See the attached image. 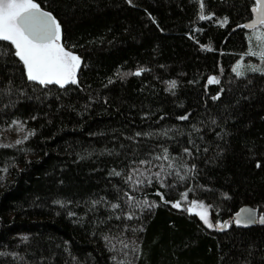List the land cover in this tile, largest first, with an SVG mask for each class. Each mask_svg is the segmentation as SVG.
Returning <instances> with one entry per match:
<instances>
[{
  "label": "trees",
  "instance_id": "1",
  "mask_svg": "<svg viewBox=\"0 0 264 264\" xmlns=\"http://www.w3.org/2000/svg\"><path fill=\"white\" fill-rule=\"evenodd\" d=\"M36 2L82 64L41 85L0 41V133L28 132L0 146V264H264L234 222L264 217V73L232 72L254 0Z\"/></svg>",
  "mask_w": 264,
  "mask_h": 264
},
{
  "label": "snow or ice",
  "instance_id": "2",
  "mask_svg": "<svg viewBox=\"0 0 264 264\" xmlns=\"http://www.w3.org/2000/svg\"><path fill=\"white\" fill-rule=\"evenodd\" d=\"M254 4L255 7L252 8L254 19L241 26L245 29L255 30L258 25H264V0H254ZM201 9H203V3H201ZM210 18L205 15L200 16V19ZM226 23V19L221 21V24ZM255 38L264 44V32L259 33ZM0 41H7L14 46V55L23 62L28 80L41 85L56 84L60 87L78 83L77 73L82 64L81 57L65 47L62 42L60 22L52 13L44 11L36 0H0ZM2 54L0 52V55ZM247 55L259 56L264 61V47H261L259 51L250 47ZM239 68L238 64L233 69V71H237L238 75L240 74ZM252 70L262 71L255 67ZM142 71H137L134 75H141ZM117 74L119 75V73ZM208 83L218 84L219 80L216 77H211ZM175 86V81L170 83V88H175ZM218 98V96L214 97V99ZM187 118L185 116L181 119ZM17 143H21V141H17ZM185 151L188 150L185 149ZM259 166L257 164V167ZM116 174L119 175V173ZM183 195L187 199V192ZM113 207H118V205H113ZM173 207L180 208V202L175 203ZM188 211L198 215L208 228L214 227L209 219L208 208L202 202L193 200ZM254 220V213L245 209L242 210V213L237 214L234 222L241 224L242 222H254ZM260 223H264V217L260 218ZM227 226V224H221L218 227L223 229Z\"/></svg>",
  "mask_w": 264,
  "mask_h": 264
},
{
  "label": "rangeland",
  "instance_id": "3",
  "mask_svg": "<svg viewBox=\"0 0 264 264\" xmlns=\"http://www.w3.org/2000/svg\"><path fill=\"white\" fill-rule=\"evenodd\" d=\"M262 32H264V25H258L255 30H251L248 33L247 35L248 51L250 47L256 51H259L261 47H264V44H261L255 38L259 33H262ZM246 56L252 57L254 60L249 61V62L241 60L239 63H237L233 67V69L236 68V66L239 64L240 65V68L238 69V72L240 73L239 75H242V74L245 75L247 73H264V61H262L259 58V56H250V55H246ZM253 67L262 69V71H253L252 70ZM233 69H232V72L234 74H237V71H233ZM27 135H28V132L26 131L24 126L20 124H13L11 127L4 129L0 133V146H11V145L17 144V141L24 139L25 137H27ZM254 216L256 217L255 213H254ZM258 221L260 220H257L255 218L254 222H250V223L242 222V224H246V225L254 224V223H257Z\"/></svg>",
  "mask_w": 264,
  "mask_h": 264
},
{
  "label": "water",
  "instance_id": "4",
  "mask_svg": "<svg viewBox=\"0 0 264 264\" xmlns=\"http://www.w3.org/2000/svg\"><path fill=\"white\" fill-rule=\"evenodd\" d=\"M45 11V10H44Z\"/></svg>",
  "mask_w": 264,
  "mask_h": 264
}]
</instances>
